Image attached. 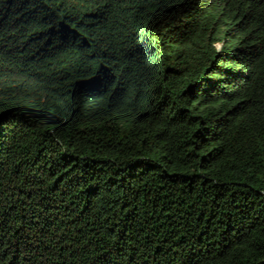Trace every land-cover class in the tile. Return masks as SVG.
I'll list each match as a JSON object with an SVG mask.
<instances>
[{
    "label": "trees",
    "instance_id": "trees-1",
    "mask_svg": "<svg viewBox=\"0 0 264 264\" xmlns=\"http://www.w3.org/2000/svg\"><path fill=\"white\" fill-rule=\"evenodd\" d=\"M0 264H264V0H0Z\"/></svg>",
    "mask_w": 264,
    "mask_h": 264
}]
</instances>
